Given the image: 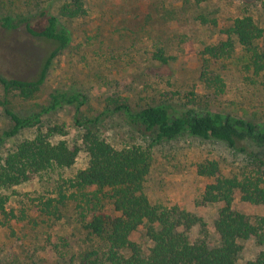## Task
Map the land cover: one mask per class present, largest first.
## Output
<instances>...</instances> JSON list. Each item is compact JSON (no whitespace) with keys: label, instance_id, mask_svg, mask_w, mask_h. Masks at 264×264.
I'll list each match as a JSON object with an SVG mask.
<instances>
[{"label":"rangeland","instance_id":"374dc122","mask_svg":"<svg viewBox=\"0 0 264 264\" xmlns=\"http://www.w3.org/2000/svg\"><path fill=\"white\" fill-rule=\"evenodd\" d=\"M74 0H0V19L11 18L13 30L0 26V70L16 77L37 75L42 60L52 51L49 41L34 38L30 26L40 30L52 14L70 36L69 44L55 56L39 90L24 99L0 86V137L12 128L8 108L20 116L42 111L51 92L76 91L85 102L79 108L62 106L41 115L43 122L62 123L70 129L63 139L74 141L75 117L85 119L105 108L108 98L127 101L132 109L145 105L196 104L242 118L264 121V68L254 74L249 54L240 45L229 56L210 59L215 74L225 83L222 93L204 89L199 75L205 47L218 44L221 32L235 19L251 15L264 28V0H80L84 13L75 18L59 15ZM163 51L166 61L157 59ZM38 62L35 67L32 61ZM213 62V63H212ZM103 134L122 148L143 138L116 113L103 124ZM35 128L20 131L0 143L2 158L20 141L32 138ZM216 160L225 176H241L245 158L224 143L183 134L154 149L144 190L152 203L180 207L198 219L186 234L191 241L216 244L213 223L219 204H206L202 195L210 179L197 173V165ZM81 152L70 168H53L31 182L0 190L7 198L0 211V264H75L92 241L82 226L81 209L70 199L68 185L86 166ZM53 199L51 213L43 208ZM234 207L252 218L264 217V205L244 202L236 194ZM55 213V214H54ZM183 230V228H179ZM134 240L140 244L136 235ZM261 248L253 239L242 244L235 264L253 260Z\"/></svg>","mask_w":264,"mask_h":264},{"label":"trees","instance_id":"16d2710c","mask_svg":"<svg viewBox=\"0 0 264 264\" xmlns=\"http://www.w3.org/2000/svg\"><path fill=\"white\" fill-rule=\"evenodd\" d=\"M83 13L80 0L59 9V15L65 18ZM0 26L6 30L16 28L9 17L1 18ZM26 31L34 38L51 42L53 49L42 60L36 76L16 77L0 70V86L6 93L15 91L29 99L39 90L56 54L71 38L52 14L40 30L27 26ZM221 35L220 43L204 48L203 55L207 56L199 75L202 88L216 93L224 91L225 83L214 73L210 59L229 56L235 45L249 54V67L254 74L264 68V28L251 15L235 19ZM155 56L167 60L161 50ZM32 63L38 65L35 60ZM49 99L46 108L28 117L5 110L12 128L3 132L0 143L22 130L35 128L36 132L2 158L0 190L31 182L53 168H70L84 152L86 166L68 181L74 191L70 195L60 194L57 199V203L70 199L77 203L82 226L92 241L90 247L79 253L75 264H235L242 244L250 239L261 250L246 264H264V217L252 218L233 205L236 194L244 202L264 205V121L203 109L194 103L149 104L134 110L125 100L108 98L99 113L85 119L75 117L71 142L62 138L70 134L65 124L44 123L41 115L62 106L79 108L85 97L76 91L51 92ZM115 113L143 140L122 148L108 141L103 124ZM183 134L222 142L246 160L241 176L223 175L216 160L197 165V173L210 179L203 202L220 205L213 223L218 239L213 245L204 239L191 241L187 236L186 230L198 221L196 217L184 208L152 203L144 190L155 147ZM6 203L7 198L0 192L2 213L6 212ZM52 205L53 199H49L43 211L50 214ZM136 235L146 244L134 240Z\"/></svg>","mask_w":264,"mask_h":264}]
</instances>
